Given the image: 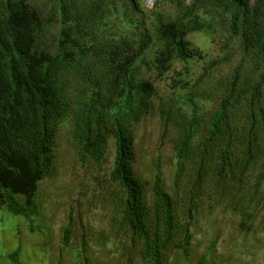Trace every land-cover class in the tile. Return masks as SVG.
I'll list each match as a JSON object with an SVG mask.
<instances>
[{
	"label": "trees",
	"instance_id": "obj_1",
	"mask_svg": "<svg viewBox=\"0 0 264 264\" xmlns=\"http://www.w3.org/2000/svg\"><path fill=\"white\" fill-rule=\"evenodd\" d=\"M143 1L46 0L42 17L25 0H0V206L32 230L61 132L94 165L113 140L109 233L129 258L168 264L174 252L191 256L205 201L239 204L243 217L255 212L264 185V0H180L174 20L153 32L139 18ZM193 33L221 45L212 65L237 66L220 77L208 66L192 84L190 62L205 60ZM174 61L186 65L174 85L158 89L143 77L174 73ZM154 113L174 143L171 183L160 164L151 184L134 170L133 128ZM69 234L70 224L64 245ZM9 257L18 264L21 249Z\"/></svg>",
	"mask_w": 264,
	"mask_h": 264
},
{
	"label": "rangeland",
	"instance_id": "obj_2",
	"mask_svg": "<svg viewBox=\"0 0 264 264\" xmlns=\"http://www.w3.org/2000/svg\"><path fill=\"white\" fill-rule=\"evenodd\" d=\"M25 1L42 17L49 13L46 0ZM179 1L163 0L154 9L142 4L144 16L139 18L153 32L157 22L174 20ZM186 4L190 6L192 1ZM188 40L205 55L203 62H190L192 84L200 80L208 66H212L219 77L228 75L237 66V59H225L221 68L212 65L222 60L223 52L221 45L213 42L209 35L193 33ZM185 66L174 61V73L160 77L158 71L152 70L144 72L143 77L158 89L166 88L174 85L173 78L184 72ZM211 107L212 102L205 105L206 109ZM133 131L136 174L151 184L160 164L171 183L175 174L174 143L171 135H163L159 117L155 113L146 114ZM55 153L53 172L40 184L39 215L32 223V230L24 217L15 216L5 206H0V264H13L9 256L18 248L21 249L18 264H147L136 253L131 254V261L123 253L122 241L109 233L111 202L105 176L115 158L114 141H110L104 163H82L63 130ZM261 189L252 202L255 212L246 217L238 211L239 204L234 207L228 201L217 202V198L205 201L199 214L194 215L191 256L186 258L181 252H174L168 264H264V185ZM69 224V239L64 245V230Z\"/></svg>",
	"mask_w": 264,
	"mask_h": 264
},
{
	"label": "clouds",
	"instance_id": "obj_3",
	"mask_svg": "<svg viewBox=\"0 0 264 264\" xmlns=\"http://www.w3.org/2000/svg\"><path fill=\"white\" fill-rule=\"evenodd\" d=\"M148 1H149V0H144L143 3H142V4H144V6H145L147 9H154V8H156L161 2H163V0H158V1L155 3V5L150 6V5L148 4ZM191 1H192V0H187V2H191Z\"/></svg>",
	"mask_w": 264,
	"mask_h": 264
},
{
	"label": "built area",
	"instance_id": "obj_4",
	"mask_svg": "<svg viewBox=\"0 0 264 264\" xmlns=\"http://www.w3.org/2000/svg\"><path fill=\"white\" fill-rule=\"evenodd\" d=\"M158 0H149L148 1V4L150 5V6H153V5H155V3L157 2Z\"/></svg>",
	"mask_w": 264,
	"mask_h": 264
}]
</instances>
